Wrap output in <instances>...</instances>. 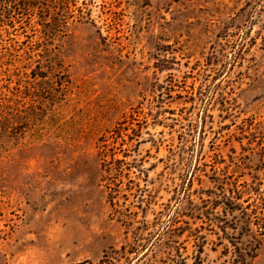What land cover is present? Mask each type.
Instances as JSON below:
<instances>
[{"label":"rangeland","instance_id":"1","mask_svg":"<svg viewBox=\"0 0 264 264\" xmlns=\"http://www.w3.org/2000/svg\"><path fill=\"white\" fill-rule=\"evenodd\" d=\"M46 4L0 12V264H264V0Z\"/></svg>","mask_w":264,"mask_h":264},{"label":"trees","instance_id":"2","mask_svg":"<svg viewBox=\"0 0 264 264\" xmlns=\"http://www.w3.org/2000/svg\"><path fill=\"white\" fill-rule=\"evenodd\" d=\"M10 1H12V0H0V12H3L4 10H7L5 4L7 2H10ZM48 1H49V4L43 5L44 7H42L43 9H45L47 11L50 9L49 7L55 8L56 5L59 4V2H63V1H66V0H48ZM27 6L30 7V3ZM53 10H55V9H53ZM261 220H264V218H262L260 220L255 219V221H254L255 223H253V224L256 226V228L264 229V223H259ZM247 232H249V231H247ZM231 244L236 249V257L237 258L234 260L235 263H238V264H252L251 261L256 256L255 253H256V250L258 248L259 243H256L254 246H251L249 248V251H244L243 249L238 247V245H236L237 243L233 244L231 242ZM179 264H185V263L184 262H180ZM194 264H201V263H200L199 260H197V261H195Z\"/></svg>","mask_w":264,"mask_h":264}]
</instances>
